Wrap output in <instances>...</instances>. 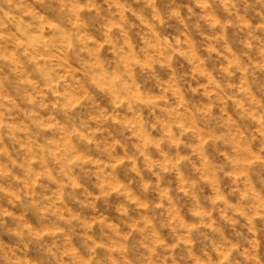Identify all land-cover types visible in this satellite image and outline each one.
<instances>
[{
  "label": "clouds",
  "instance_id": "obj_1",
  "mask_svg": "<svg viewBox=\"0 0 264 264\" xmlns=\"http://www.w3.org/2000/svg\"><path fill=\"white\" fill-rule=\"evenodd\" d=\"M0 264H264V0H0Z\"/></svg>",
  "mask_w": 264,
  "mask_h": 264
}]
</instances>
